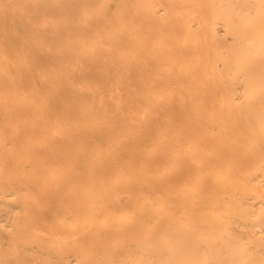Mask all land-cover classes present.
<instances>
[{
  "label": "bare ground",
  "instance_id": "1",
  "mask_svg": "<svg viewBox=\"0 0 264 264\" xmlns=\"http://www.w3.org/2000/svg\"><path fill=\"white\" fill-rule=\"evenodd\" d=\"M0 264H264V0H0Z\"/></svg>",
  "mask_w": 264,
  "mask_h": 264
}]
</instances>
